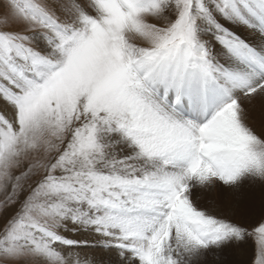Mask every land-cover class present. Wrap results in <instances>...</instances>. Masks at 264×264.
<instances>
[{
  "label": "snow or ice",
  "instance_id": "snow-or-ice-1",
  "mask_svg": "<svg viewBox=\"0 0 264 264\" xmlns=\"http://www.w3.org/2000/svg\"><path fill=\"white\" fill-rule=\"evenodd\" d=\"M0 103V264H264V0H0Z\"/></svg>",
  "mask_w": 264,
  "mask_h": 264
},
{
  "label": "rangeland",
  "instance_id": "rangeland-1",
  "mask_svg": "<svg viewBox=\"0 0 264 264\" xmlns=\"http://www.w3.org/2000/svg\"><path fill=\"white\" fill-rule=\"evenodd\" d=\"M236 31H238L241 35H249V33L244 29H236ZM0 110H3L5 112V114L8 115L9 118H11V109H10V111H8L9 109L4 108L2 103H0ZM249 191H250V189L248 188V192ZM240 194L241 193H235L234 194V192H231L230 190H227V189H217L214 194L202 192L200 194L201 198L199 200V204L201 207H205L208 200H209V197L214 195L215 202L221 209V211L218 214L222 216V215H227V213H228V215L226 216L227 219L229 216H231L232 219L237 220L236 216L239 213H237V207L235 206V203H236V201L237 202L239 201V197H241ZM262 194L264 195V190H262ZM0 198H2V197H0ZM227 200H229L230 203L226 202ZM240 202H241V199H240ZM227 204H229V205H227ZM229 206L233 207L234 211L229 212V210H228ZM251 213L255 214L256 212H254V210H252ZM9 215H11V213ZM261 217H264V209H263V212L259 213L257 215V218L254 219L255 222H253V221L250 222V221H248V219L246 220V217H245L246 223L244 222V227L248 228V230L251 231L254 227L258 226V224L261 221ZM0 222H2V221H0ZM245 224H247V225H245ZM65 235L70 239H76L79 241H87L88 242V244L86 246L74 250L76 252H79V254L82 258L87 259L90 257V258L96 260V259H100V258L105 257L106 254L104 252L98 250L97 248L92 247V245L97 241V239H98L97 237H95L93 235L86 234V233H79V232H76V233L69 232V233H65ZM246 241L250 244L249 245L250 251L248 253L250 257L248 256L249 258L247 257L245 259L246 261L244 259H241L240 263H242V264H255V257H256L255 240H254V238L249 237V238H247ZM246 249H247V247L246 246L244 247V244L241 246H233L230 250H228L224 254L223 259L225 261H227L228 259L231 260L229 256L233 255L234 252H236L237 250L238 251H241V250L244 251L245 250L244 252H248V249L247 250ZM212 260H213V258L211 256H209L207 258V261L205 262V264H210V262ZM230 263H231V261L226 263V264H230Z\"/></svg>",
  "mask_w": 264,
  "mask_h": 264
},
{
  "label": "bare ground",
  "instance_id": "bare-ground-1",
  "mask_svg": "<svg viewBox=\"0 0 264 264\" xmlns=\"http://www.w3.org/2000/svg\"><path fill=\"white\" fill-rule=\"evenodd\" d=\"M242 36L251 39L250 35H242ZM8 109H9L8 111H10V108ZM251 115H252V118L249 120V123L259 133L262 129H264V110L261 109L260 105H257L256 110ZM249 189L250 191L248 192V188H245L240 194L241 197H239V201L238 202L236 201L235 203V206L237 207V213H239L236 216L237 220L232 219L231 216L228 217L229 220L240 223L243 226L245 222V217H246V220L248 219V221L250 222L252 221L255 222L254 219H256L257 215L263 212V209H264L261 207V202L262 200H264L262 189H260L259 187L249 188ZM240 199H241V202H240ZM226 202L230 203L229 200H227ZM252 210H254V212L256 213L255 214L251 213ZM218 213L217 215H219ZM227 215H222V216L226 218ZM249 245L250 244L246 241V243H244V247L245 246L247 247L248 252H244L245 250L244 251L241 250L242 252L237 250L236 252L233 253V255L229 256L231 260L228 259L226 263L231 261L230 264H242L240 263V260L241 259L245 260L249 256L248 254L250 251ZM210 264H212V261L210 262Z\"/></svg>",
  "mask_w": 264,
  "mask_h": 264
}]
</instances>
